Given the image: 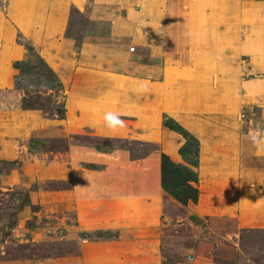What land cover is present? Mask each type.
<instances>
[{
	"label": "crops",
	"instance_id": "0c3cea01",
	"mask_svg": "<svg viewBox=\"0 0 264 264\" xmlns=\"http://www.w3.org/2000/svg\"><path fill=\"white\" fill-rule=\"evenodd\" d=\"M73 12L108 31L69 34ZM33 92L62 97L63 117L22 108ZM1 94L0 158L23 182L67 181L78 230L115 233L79 245L76 264H213L185 245L166 258L161 227L204 219L211 239L264 228V150L245 139L264 126V0H0ZM107 112L125 127H106ZM164 114L197 138L196 168ZM84 130L153 148L61 146ZM161 153L197 171L196 203L161 188Z\"/></svg>",
	"mask_w": 264,
	"mask_h": 264
},
{
	"label": "rangeland",
	"instance_id": "374dc122",
	"mask_svg": "<svg viewBox=\"0 0 264 264\" xmlns=\"http://www.w3.org/2000/svg\"><path fill=\"white\" fill-rule=\"evenodd\" d=\"M99 31H108V26L85 20L73 12L69 34L79 36L82 32ZM127 46L133 50V44L128 42ZM42 71L40 67L39 73ZM4 96L1 94L0 98ZM26 99L45 115L58 114L63 109L62 97L56 95L33 92ZM68 141L107 152L124 149L132 157L141 156L153 148L151 143L125 138H100L89 130L66 139L61 146L65 147ZM15 148L19 149V146ZM11 170L16 171L10 178ZM18 170L15 161L0 158V264H76L74 258L79 255V245L98 242L101 237L115 234L78 230L74 205L59 194L67 192V181L57 183L51 178H31L23 182ZM182 212L186 213V209L175 203L172 213L179 216ZM195 222L197 225L187 222L161 227L164 233L161 245L166 258L177 257L176 252H171L173 247L185 245L194 248L192 253L209 251L206 254L211 256L213 264H264V228L242 229L234 236L211 239L204 219ZM196 233L198 236H193Z\"/></svg>",
	"mask_w": 264,
	"mask_h": 264
},
{
	"label": "trees",
	"instance_id": "16d2710c",
	"mask_svg": "<svg viewBox=\"0 0 264 264\" xmlns=\"http://www.w3.org/2000/svg\"><path fill=\"white\" fill-rule=\"evenodd\" d=\"M28 51H32V48L25 43ZM29 95L27 93L21 98V107L35 108L36 107L31 101H28L26 97ZM63 109L61 113L55 114L58 118L63 117ZM52 116V115H48ZM163 125L168 127L178 133H180L184 138L185 142L179 148V153L184 160L189 162L193 167L198 166V149L199 143L196 137L188 133L177 121H175L170 116L163 115ZM191 156L194 158L192 159ZM193 181L197 183V171L190 168L187 165L181 163H175L166 154H160V185L161 188L172 198L180 202L182 205L186 206L188 201L194 203L198 200V189L195 185L189 182Z\"/></svg>",
	"mask_w": 264,
	"mask_h": 264
},
{
	"label": "clouds",
	"instance_id": "9594fccd",
	"mask_svg": "<svg viewBox=\"0 0 264 264\" xmlns=\"http://www.w3.org/2000/svg\"><path fill=\"white\" fill-rule=\"evenodd\" d=\"M103 119L106 127L109 129L116 130L125 127V122L120 118V114L118 113L107 112L104 114ZM245 139L258 150H264V126L258 124L255 128L250 129L245 134Z\"/></svg>",
	"mask_w": 264,
	"mask_h": 264
},
{
	"label": "built area",
	"instance_id": "2783aa9c",
	"mask_svg": "<svg viewBox=\"0 0 264 264\" xmlns=\"http://www.w3.org/2000/svg\"><path fill=\"white\" fill-rule=\"evenodd\" d=\"M132 48V47H131ZM133 49V48H132Z\"/></svg>",
	"mask_w": 264,
	"mask_h": 264
}]
</instances>
